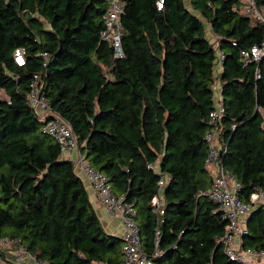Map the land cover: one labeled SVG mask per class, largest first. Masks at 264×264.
<instances>
[{
	"label": "trees",
	"instance_id": "trees-1",
	"mask_svg": "<svg viewBox=\"0 0 264 264\" xmlns=\"http://www.w3.org/2000/svg\"><path fill=\"white\" fill-rule=\"evenodd\" d=\"M120 1L123 56L114 58L99 38L106 0H0V241L47 264H122V240L105 232L74 161L26 103L36 75L79 153L132 204L148 257L158 231L153 264H240L218 241L227 221L200 195L211 182L203 135L218 82L219 159L247 203L264 185V57L242 65L239 52L264 41V24L239 0ZM153 162L157 173L146 167ZM157 192L160 215L149 204ZM250 212L241 247L264 252V203Z\"/></svg>",
	"mask_w": 264,
	"mask_h": 264
},
{
	"label": "built area",
	"instance_id": "built-area-1",
	"mask_svg": "<svg viewBox=\"0 0 264 264\" xmlns=\"http://www.w3.org/2000/svg\"><path fill=\"white\" fill-rule=\"evenodd\" d=\"M244 6V11L249 13L255 20L264 24V8H257L251 0H239ZM157 1V8L159 3ZM107 8L103 15V28L99 32L100 40L108 43L111 47L112 56L121 58L123 56L120 38L123 33L119 15L123 4L120 0H106ZM45 56V53H42ZM16 65L23 64V50L16 48L12 54ZM264 57V41L258 45H252L248 49L239 52V60L242 65L248 62H258ZM223 55L217 52L215 67L219 69ZM255 78L259 77V71L256 69ZM213 105L207 116V129L203 135V140L207 145V153L204 159V165L208 170L211 182L205 191L200 195L206 196L212 201L217 211L220 212L223 219L227 221L223 234L218 241L223 245V252L230 261L240 264H264V252L252 248L241 247V236L245 233V222L250 211L260 204L264 203V185L256 186L249 194L247 203L241 201L237 195L240 186L235 181L232 173L224 169L220 163L219 153L223 150L222 143L219 140V121L224 113L219 95V84L214 82L212 86ZM5 99L4 94L0 96ZM26 103L32 109L37 120L41 122V132L52 137L58 145L60 157L74 161L76 172L80 175L89 190L100 206L109 217L118 219L121 225V231L118 237L122 240L121 253L122 264H153V260L162 254V251L156 247L159 233L154 231V249L148 257L139 248L138 229L134 223L135 211L132 204L124 201L123 195H115L111 192L110 184L104 174L90 167L88 162L78 151L76 137L73 135L68 124L53 110H51L41 92V85L37 81V76L33 75L27 90ZM262 126L264 127V110L258 109ZM146 167L154 172L157 171V163H148ZM166 184V176L159 174L157 180L158 190ZM152 212L162 214L163 198L161 192L153 194L149 200ZM0 244L15 246L16 256H29L25 249L17 245L16 240L0 241ZM33 259V258H32ZM35 261V260H34ZM37 264H47L38 262Z\"/></svg>",
	"mask_w": 264,
	"mask_h": 264
},
{
	"label": "crops",
	"instance_id": "crops-1",
	"mask_svg": "<svg viewBox=\"0 0 264 264\" xmlns=\"http://www.w3.org/2000/svg\"><path fill=\"white\" fill-rule=\"evenodd\" d=\"M89 199L105 232L118 236L122 228L118 219L109 217L91 193L89 194ZM0 247L3 249V257H0V264H37L34 259L28 256H16L15 246L11 247V245L1 244Z\"/></svg>",
	"mask_w": 264,
	"mask_h": 264
},
{
	"label": "water",
	"instance_id": "water-1",
	"mask_svg": "<svg viewBox=\"0 0 264 264\" xmlns=\"http://www.w3.org/2000/svg\"><path fill=\"white\" fill-rule=\"evenodd\" d=\"M249 214H251V212Z\"/></svg>",
	"mask_w": 264,
	"mask_h": 264
}]
</instances>
